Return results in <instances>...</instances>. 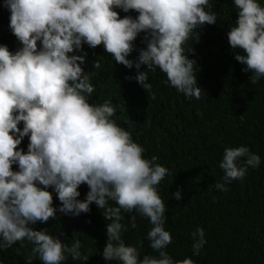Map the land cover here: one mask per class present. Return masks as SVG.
<instances>
[{"label":"clouds","instance_id":"1","mask_svg":"<svg viewBox=\"0 0 264 264\" xmlns=\"http://www.w3.org/2000/svg\"><path fill=\"white\" fill-rule=\"evenodd\" d=\"M238 19L230 27L228 41L244 72H252L251 84L264 77V6L258 0H233ZM10 11L9 28L19 41L15 52L0 45V249L27 240L33 247L27 264L39 257L42 264H62L67 258L83 259L81 242L73 233L71 246L32 226L56 219L57 211L79 216L95 203L107 221L104 260L118 264H194L191 258L174 260L166 248L172 235L165 230V203L157 186L169 170L157 157H144L145 149L113 117L110 101L90 103L95 91L84 65V45H103L116 64L138 71L135 79L155 99L148 72L166 74V84L186 97L199 100L202 88L183 44L196 29L217 23L209 0H4ZM116 9L137 16L121 18ZM144 33L145 48L134 62V42ZM200 40V31L197 34ZM197 42V43H198ZM77 52L83 53L76 54ZM94 68L101 67L99 60ZM131 79V77H129ZM23 124L21 128L20 125ZM28 138L27 151L20 147ZM244 159V164L238 161ZM259 155L246 146L226 147L219 167L226 185L242 179L248 168H257ZM18 166L14 170L13 166ZM89 191L84 200L79 187ZM53 189L61 202L54 207ZM182 198L180 191L173 194ZM109 201L115 203L110 206ZM124 213L136 212L149 219L150 247L158 256L144 255L126 245L121 222ZM129 223L136 228V216ZM192 250L199 255L205 232L191 234Z\"/></svg>","mask_w":264,"mask_h":264},{"label":"trees","instance_id":"2","mask_svg":"<svg viewBox=\"0 0 264 264\" xmlns=\"http://www.w3.org/2000/svg\"><path fill=\"white\" fill-rule=\"evenodd\" d=\"M258 2L264 6V0ZM209 3L217 23L194 30L183 44L186 55L194 49L188 55L197 64V86L203 89L199 100L166 84V74L159 69L148 72L151 92L155 94L152 99L135 79L138 71L147 70L146 65L139 70L135 66L129 69L116 64L103 45L92 49L85 44L87 56L82 67L95 88L89 102L110 101L116 109L113 119L145 149L144 157L156 156V162L169 170L157 190L166 207L164 227L172 235L166 251L174 260L191 258L194 264H264V77L251 84L253 73L242 71L246 65L234 57L239 50L231 48L227 35L238 19L233 0ZM116 11L121 18L138 15L135 11ZM10 15L4 0H0V45L15 52L20 44L9 28ZM143 36L141 33L137 37L135 51L128 57L134 62L139 50L146 47ZM97 59L101 67L95 69ZM28 143L25 137L20 147L27 151ZM239 146L259 155L261 163L257 168L249 167L242 179L228 183L227 191L217 190L213 185L224 182V172L219 167L224 150ZM244 159L238 163L243 165ZM13 167L18 170V166ZM78 190V199L84 200L89 187L82 184ZM49 191H53V206L59 209L61 202L53 189ZM177 191L182 194L179 200L173 195ZM109 205L115 203L109 201ZM90 208V212L79 216L57 211L56 219L32 226L35 230L48 229L49 234L69 246L73 233H77L82 256H87L88 261H74L65 253L67 258L62 264H118L103 259L107 221L95 203ZM122 215L121 222L128 229L121 234L125 244L137 247L141 259L144 255L158 256L147 238L152 227L149 219L135 211H122ZM132 215L136 216V228L129 223ZM197 227L204 229L206 244L199 255H194L191 234ZM32 247L25 240L23 247L17 242L0 249V264H27ZM32 264L42 261L34 257Z\"/></svg>","mask_w":264,"mask_h":264}]
</instances>
